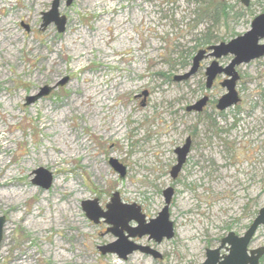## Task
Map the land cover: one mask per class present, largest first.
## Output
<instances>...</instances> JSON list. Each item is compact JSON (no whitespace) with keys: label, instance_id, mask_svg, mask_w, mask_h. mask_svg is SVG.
I'll return each instance as SVG.
<instances>
[{"label":"rangeland","instance_id":"obj_1","mask_svg":"<svg viewBox=\"0 0 264 264\" xmlns=\"http://www.w3.org/2000/svg\"><path fill=\"white\" fill-rule=\"evenodd\" d=\"M31 1L0 0V264H201L229 232L241 236L264 205V57L235 67L240 101L224 110L216 104L226 76L205 87L213 57L186 80L174 76L199 50L250 30L264 0H58L62 33L42 26L52 0ZM220 1L227 14L214 16ZM43 86L52 89L26 104ZM203 96L201 111L186 110ZM188 137L174 179V150ZM110 158L125 166L123 177ZM38 167L52 173L47 189L31 181ZM166 187L174 236L130 239L162 257L100 254L116 236L80 202L97 199L105 210L118 192L148 221L165 205ZM262 246L264 224L248 249Z\"/></svg>","mask_w":264,"mask_h":264},{"label":"water","instance_id":"obj_2","mask_svg":"<svg viewBox=\"0 0 264 264\" xmlns=\"http://www.w3.org/2000/svg\"><path fill=\"white\" fill-rule=\"evenodd\" d=\"M68 4L71 0H68ZM253 0H239L244 6H249ZM59 5L58 0H52L50 10L43 13L42 26L46 27L53 22L56 24V29L59 33L64 31L66 22L63 15L59 16L57 12ZM251 28L242 35L233 37V39L218 44H212L205 49L199 50L192 57L191 67L185 73L180 76H174V80L181 81L186 80L197 71L200 62L204 57L210 56L214 60L209 66L205 68V80L206 88H210L217 75H225L226 78L220 83L222 87H225L227 92L222 95L217 101L216 108L218 110H224L227 107L235 105L239 100L238 92L235 90V84L238 80V73L236 66L248 63L257 58L264 57V44H260L259 40L264 38V14H259L254 17L250 23ZM232 56L231 61L224 66L219 65L216 59H220L223 56ZM67 81L64 78L59 81L57 85H63ZM52 87L43 86L40 91L32 96H27L26 104L40 99L44 95H47L51 91ZM142 94L147 96V92L143 91ZM207 96L197 100L193 105L186 108L187 111H201L207 104ZM190 138L188 137L182 147L175 148L176 163L171 166L170 176L175 179L177 174L181 171L182 165L185 163L187 154L190 150ZM109 164L116 170L120 177L126 174L125 166L120 164L116 159L110 158ZM32 173L36 176L31 181L33 184H37L44 189L51 186L52 173L38 167ZM165 200V205L161 208L160 212L153 219L145 220V215L140 212V207L133 204H127L120 202L118 192L113 193L109 203H106L105 210L99 207L97 199L83 200L80 202L82 209L88 219L94 223H98L101 219L105 223L110 224L108 229L111 234L116 236V239L112 243L103 244L98 246L100 254L111 253L118 255L119 258L125 260L129 254L139 251L143 254H149L153 258H161L162 255L155 251L150 246L140 245L132 242L130 239L135 237H143L148 235V238L155 243H159L163 238L170 239L174 236L173 223L169 220V204L171 197L173 196V189L166 187L162 192ZM251 224L247 227L241 236H237L233 231L229 232L225 237L221 238V243L218 248L205 249V259L201 264H259V259L264 256V246L248 249L252 237L258 227L264 224V205L258 210L254 216ZM135 221L136 226L130 227L128 222ZM5 219L0 217V242L2 241L3 225ZM223 248L228 251V254H221L220 250ZM223 259L220 261V259Z\"/></svg>","mask_w":264,"mask_h":264},{"label":"trees","instance_id":"obj_3","mask_svg":"<svg viewBox=\"0 0 264 264\" xmlns=\"http://www.w3.org/2000/svg\"><path fill=\"white\" fill-rule=\"evenodd\" d=\"M209 3V2H208ZM223 1L218 2L217 6L214 9L213 15L214 16H218V15H223L225 16L227 14V7L223 4ZM207 10V9H206ZM204 12V11H203ZM202 44H204L205 46L209 45L211 42V39L207 36H203L202 37Z\"/></svg>","mask_w":264,"mask_h":264},{"label":"bare ground","instance_id":"obj_4","mask_svg":"<svg viewBox=\"0 0 264 264\" xmlns=\"http://www.w3.org/2000/svg\"><path fill=\"white\" fill-rule=\"evenodd\" d=\"M78 1L81 2V0H78ZM31 2H32L33 4H35V2H34L33 0H32ZM30 5H31V3H30ZM4 22H5V21H4ZM4 22H1L0 25L4 26V24H5ZM3 139H6V137H4ZM2 161H3L2 158H0V166L3 165V164H2ZM6 183H7V181H2V182H0V187H6V185H5ZM8 184H9V183H8ZM8 184H7V185H8ZM7 187H8V186H7ZM3 198H4V196H3ZM56 223H57V222H56ZM20 260H22V259H20Z\"/></svg>","mask_w":264,"mask_h":264}]
</instances>
